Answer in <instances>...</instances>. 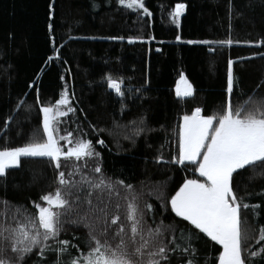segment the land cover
<instances>
[{"label":"trees","instance_id":"trees-1","mask_svg":"<svg viewBox=\"0 0 264 264\" xmlns=\"http://www.w3.org/2000/svg\"><path fill=\"white\" fill-rule=\"evenodd\" d=\"M143 2L151 16L121 6L118 0H0V146L23 145L37 130V138L44 139L41 107L54 104L66 88L73 111L59 117L58 136L72 133L74 139L91 140L100 154L80 160L61 157L60 170L66 173V179L79 183L82 173L95 179L101 175L93 171L99 163L105 177L133 186L145 212L146 226L155 228L161 222L175 226V233L166 231L161 238L171 241L175 236L183 245L180 229L199 230L171 210L170 199L185 179L201 176L194 162L180 164L173 159L179 152L180 121L196 107L205 116L222 113L229 97V59L233 60L236 78L233 106L242 105L249 96L253 100L264 98V44L244 43L264 40V0ZM177 2L187 6L179 26L169 15ZM178 34L182 37L179 41L175 39ZM128 37L143 39L130 42ZM228 39L234 43H217ZM189 40L197 43H187ZM49 56H53L51 61ZM181 72L193 86L191 96L174 92ZM107 73L124 78L123 97L107 87L103 79ZM252 106L251 102L247 105ZM67 107L63 111L67 112ZM9 116L12 119L5 129ZM140 128L143 131L137 135ZM101 139L103 144L98 143ZM60 143L67 151L68 142ZM161 156L163 160L158 159ZM77 164L81 171L68 176ZM80 186L83 199L87 186ZM57 187L53 161L22 157L20 166L0 177V220L4 224L23 221V214L17 215L15 206L23 205L35 213L32 202L42 203L41 197L54 194ZM233 188L241 204L260 206L255 213L251 208L241 209L247 256L264 247L259 240V229L264 226V162L237 170ZM118 190L120 198L104 193L110 200V216L117 212V203L126 204L122 199L128 190L122 185ZM97 195L98 191L92 197L94 204ZM145 204L153 205L152 209H145ZM85 207L81 206V212ZM122 210L125 207L119 214ZM72 218L65 217L66 231L59 239L80 245V249H71L73 256L81 251L86 254L88 228L70 223ZM93 226L100 235L99 226ZM118 226L110 229L109 236ZM199 236L194 242L199 250L197 260L200 264H217L222 247L206 234ZM49 243L52 249L57 247L53 241ZM52 249L42 258L37 256L39 249H34L24 264H53L56 254ZM169 255L171 264L184 259L178 253ZM66 259L69 257L62 256Z\"/></svg>","mask_w":264,"mask_h":264},{"label":"snow or ice","instance_id":"snow-or-ice-1","mask_svg":"<svg viewBox=\"0 0 264 264\" xmlns=\"http://www.w3.org/2000/svg\"><path fill=\"white\" fill-rule=\"evenodd\" d=\"M118 3L129 9L141 10V15H152L143 0H118ZM186 7L185 3L177 2L169 13L172 22L177 26L180 25V17ZM52 27V24H49V29ZM109 39L122 40L124 37H109ZM127 39L131 42L143 37ZM175 39L179 41L182 37L178 34ZM187 43H197V41L189 40ZM200 43H208V41H200ZM217 43L232 44L234 41L228 39ZM244 43L264 44V40L244 41ZM54 55L58 57L59 52L56 51ZM52 59L53 56L48 57L49 61ZM103 79L108 88L113 89L119 96H124L123 77L107 73ZM235 83L233 60L229 59L227 70L229 97L222 113L205 116L201 114L202 109L196 107L191 114L183 115L179 126V152L173 159L180 164H184L185 161L194 162L198 165L195 171L199 172L201 179H185L171 196L170 204L171 210L178 217L184 218L199 230V233L206 234L211 241L222 246L218 264H264V247L259 251L248 252L247 256L244 254L243 244L246 237L241 227V209L251 208L255 213L260 206L241 204V198L236 195L233 188V177L237 170L245 169L257 162H264V98L253 100V97L249 96L242 105L234 107L231 96ZM176 95H193V86L182 72L177 81ZM250 102L253 106L249 108L247 105ZM64 106H68L67 112L62 111ZM41 111L45 138H37V130L23 145L0 146V177H6L10 168L20 166L22 157H47L54 162L59 187L54 194L48 193L41 197L45 203L32 202L36 209L35 213L23 205H16V213L23 214V221L0 225V264H24L26 257L36 248L39 249L38 258H42L47 250L52 249L49 241L57 245L52 249L56 254L53 264H171L170 253H178L179 257H184L178 260V264H200L196 258L199 250L194 245V242L200 239L199 233L189 232L186 228L180 229L179 239L184 241L183 245L176 242L175 236L171 241L162 239L166 231L175 233L177 228L173 225H162V222L155 228L146 226L145 212L138 203V195L134 193L133 186L125 184L123 180L113 181L105 177L99 163L93 171L101 175L95 179L86 173L81 174L79 183L66 179V173L60 170L61 157H75L76 160H80L83 157L100 155L95 151L91 140L74 139L72 133H67L65 136L57 135L59 117L73 111L66 88L54 104L42 106ZM11 119V116L6 119L5 129L8 128V121ZM141 131L143 128L138 129L136 134L139 135ZM60 141L68 142L67 151ZM98 143L103 144L104 140L101 139ZM158 159L163 160V156ZM80 171L81 166L77 164L67 175L72 176ZM81 184L87 186L83 199L80 195ZM118 185L128 190V195L123 197L126 201L124 216L126 223H119L121 205L117 203L115 205L117 212L110 216V200L104 201V193H107L109 198L113 194L119 195ZM96 191L99 195L94 204L92 197ZM73 196L74 199H70ZM10 203L5 202V204ZM82 205L86 207L81 212ZM152 207L151 204L144 205L145 209L150 210ZM69 216L73 217L70 223L83 224L88 228L86 254L81 251L73 256L71 249H80V245L74 244L69 239H59L61 233L66 231L65 217ZM118 223L119 226L109 236L110 229ZM94 224L99 226L100 235L96 234ZM259 232V240L264 244V226H261ZM74 238H76L75 234ZM113 240L116 241L115 244L112 243ZM9 251L14 255L9 256ZM65 255L69 259L62 260V256ZM41 264L45 262L42 261Z\"/></svg>","mask_w":264,"mask_h":264},{"label":"rangeland","instance_id":"rangeland-1","mask_svg":"<svg viewBox=\"0 0 264 264\" xmlns=\"http://www.w3.org/2000/svg\"><path fill=\"white\" fill-rule=\"evenodd\" d=\"M122 6V5H121ZM180 77V76H179ZM179 77H178V79L176 80V84H175V88H174V92H175V94H176V85H177V81L179 80ZM62 111H63V109H62ZM41 123H42V128H43V113H42V111H41ZM59 123V122H58ZM182 123V118H181V121H180V124ZM57 135H58V133H57ZM187 162H192V161H187ZM197 167H198V165H197ZM198 174H199V172H197ZM200 175V174H199ZM125 195H127L126 193H124L123 194V197L125 196ZM118 198H120V195L118 196ZM108 199V197L106 196L105 198H104V201L106 202V200ZM123 201H124V199H122ZM108 201V200H107ZM138 202H139V200H138ZM43 203V202H42ZM45 203V202H44ZM116 204V203H115ZM125 205L126 204H124V203H121V207H120V210H121V208L123 209L124 207H125ZM171 205V204H170ZM124 216H125V211L123 212V210H122V213H120V217H121V220H120V222L119 223H123V220H125L124 219ZM10 222H14V220H10ZM4 224V222L2 221V220H0V225H3ZM11 224V223H10ZM221 246V245H220ZM222 247V246H221ZM223 250V249H222ZM221 250V251H222ZM8 255L9 256H12V255H14L13 253H11L10 251H9V253H8ZM219 257V256H218ZM218 264V263H217Z\"/></svg>","mask_w":264,"mask_h":264}]
</instances>
